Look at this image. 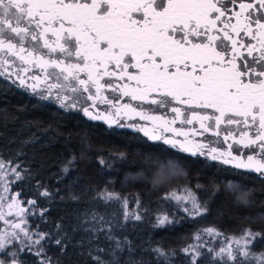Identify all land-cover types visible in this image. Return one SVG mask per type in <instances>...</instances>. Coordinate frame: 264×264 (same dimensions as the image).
<instances>
[{"label":"snow or ice","instance_id":"obj_1","mask_svg":"<svg viewBox=\"0 0 264 264\" xmlns=\"http://www.w3.org/2000/svg\"><path fill=\"white\" fill-rule=\"evenodd\" d=\"M33 69H39L29 77L33 91L43 83L58 98L70 93L63 100L94 120L139 117L153 125V140L264 175V0H0V76L16 75L26 85ZM9 165L0 160L5 193ZM17 168L11 172L20 179ZM177 199L201 208L191 194ZM26 204L35 201L0 195V221L8 226L0 232L7 257L0 264H23L25 252L52 264L44 251L51 236L27 226ZM256 235L247 230L241 239L247 245L246 237ZM123 250L115 241L113 264Z\"/></svg>","mask_w":264,"mask_h":264},{"label":"trees","instance_id":"obj_2","mask_svg":"<svg viewBox=\"0 0 264 264\" xmlns=\"http://www.w3.org/2000/svg\"><path fill=\"white\" fill-rule=\"evenodd\" d=\"M0 159L19 165L22 178L13 190L35 201L29 221L50 234L44 251L52 264H97V257L113 264L115 241L124 249L115 257L119 264H187L182 251L209 228L225 234L251 229L261 235L253 249L264 250V175L65 110L1 76ZM179 184L191 187L207 210L156 226L159 213L174 212L163 195ZM109 191L137 196L140 219L126 220L121 200L99 196ZM24 256L34 264L33 256ZM206 258L195 264H210Z\"/></svg>","mask_w":264,"mask_h":264},{"label":"rangeland","instance_id":"obj_3","mask_svg":"<svg viewBox=\"0 0 264 264\" xmlns=\"http://www.w3.org/2000/svg\"><path fill=\"white\" fill-rule=\"evenodd\" d=\"M33 74H39V69H33L32 71H30L29 73H27L25 75L26 85H21L19 83V79H17L16 75H12V76L3 75L1 77L5 78L6 80H9L10 82L15 84L19 88L24 89L30 93H33L43 100L52 102V103L58 105L59 107L65 109V110L78 111V112H81L83 115H85L84 112L81 110L80 105H77L76 107H71L70 106L72 104L71 99L63 100V96L64 95H70V93H61L60 98H58V95H57L58 90L53 89L52 92L49 93L46 89V85L43 83H41L37 87V89L35 91H33L32 87H31V84L33 83V81L29 78ZM49 83H52V81H49ZM62 100H63V102H62ZM99 109L101 111H106V112L113 111L112 109L108 108V106L103 105V104L99 105ZM90 111H92L93 115H95L97 110L96 109H90ZM85 116L88 118H91L88 115H85ZM95 120L104 122L109 126H115L118 128H128V129H131L134 131H138L141 134H143L144 136H146L144 134V132L140 131L139 129L141 127H147L150 130V134L146 137H148L150 140H153L150 138L151 134H152L151 129H152L153 125L150 122L140 120L139 117H131L130 118V117L121 115V117L117 119L116 123H108L102 119H95ZM176 126L179 127V125H176ZM156 134L163 135L167 138H174L172 133H161L160 130H157ZM175 138L183 139L180 137H175ZM153 141L163 142V140H153ZM175 149H178V148H175ZM197 156L204 157L209 161L217 162L221 165H228V166L234 167V165H232V164L222 163V161L220 159L213 160L207 154H205V155L197 154ZM5 163L8 164V162H5ZM14 166H16V165H13L10 162L9 167L6 169V171H7V186L9 188V191L7 193H5L3 191V188L5 186V181L3 179H0V195L8 196V197H16L19 201H24L20 198L19 195L16 196V194H19V193L13 190V183H14V181L17 180L15 177V174L13 172H11V167H14ZM16 171L20 172L18 170V168L16 169ZM20 174H21V172H20ZM108 193L115 194L113 199H119L122 201L126 220H135L136 216L141 217L140 199L137 196H122V195L118 194L117 192H113V191L107 192L105 194V196H107ZM189 194H191L193 197H195L196 201L199 202L196 193L188 185H180V184L175 185L167 193H165L163 195V198L166 201L171 202L172 205L174 206L175 210L171 214L159 213L155 218L154 224L156 226H165V225H168V224H171L174 222H178L181 218L188 217V216L194 217L196 215H199V214L205 212L203 210L205 208L202 207L200 202H199V204L201 205V208L199 211H197L196 209L193 208L192 200L177 199V197H185ZM25 207L30 209V212L26 213L27 226L31 230L36 231L37 229L33 228L31 226L30 221H29L31 216H35V214H36L35 209L33 208L32 204H26ZM185 208H187L188 211H185ZM39 213H41V212H39ZM165 217L167 218L166 222L160 223V220L164 219ZM0 222H1L0 232H4L6 229H8V226L5 225L3 223V221H0ZM209 229H214V228H209ZM205 230H207V229H204L201 232L195 234L193 242L182 251L183 257L188 259L190 262L187 264H195L196 261H198V259L204 257L205 255H208L209 258H206V259L209 260L210 264H241V262H243V264H260L261 258H262V256H264V250L257 251L255 249H253V244L261 235H256L253 237H246L248 242H247V245H245V240L241 239V237L245 236L246 231L251 230V229H245L240 234H225V233L217 231L216 229H214L215 231L210 234ZM251 231L253 233H258V232H255L253 230H251ZM237 241H239V243H237ZM222 248L226 250L224 253H221ZM228 250H230L232 252V255L237 256L236 260H232L227 255ZM244 251H249L250 255L248 257H245L242 254ZM24 255L33 256L32 259H33L34 264H38V258L34 254H29L26 252L20 254V259L23 261V264H27L25 262L26 258L24 259V257H25ZM6 258L7 257H5L3 255L2 251H0V259H6Z\"/></svg>","mask_w":264,"mask_h":264}]
</instances>
